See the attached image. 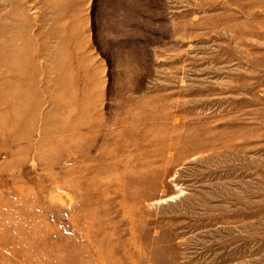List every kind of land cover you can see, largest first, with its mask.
I'll return each mask as SVG.
<instances>
[{
    "label": "rangeland",
    "instance_id": "rangeland-1",
    "mask_svg": "<svg viewBox=\"0 0 264 264\" xmlns=\"http://www.w3.org/2000/svg\"><path fill=\"white\" fill-rule=\"evenodd\" d=\"M0 264H264V0H0Z\"/></svg>",
    "mask_w": 264,
    "mask_h": 264
},
{
    "label": "bare ground",
    "instance_id": "bare-ground-1",
    "mask_svg": "<svg viewBox=\"0 0 264 264\" xmlns=\"http://www.w3.org/2000/svg\"><path fill=\"white\" fill-rule=\"evenodd\" d=\"M72 53H73V50L72 51H70V54H68V55H72ZM80 54V53H79ZM82 54V53H81ZM84 57V56H83ZM84 59V58H83ZM85 61V60H84ZM81 62V61H80ZM85 63H87V62H85ZM89 65V64H88ZM72 69H73V67H72ZM84 83V82H83ZM83 83H78V82H74V84H73V88L74 89H84V90H86V84L85 85H83ZM65 89V88H64ZM73 92V91H72ZM68 93V92H67ZM75 93V92H74ZM67 97V96H66ZM69 98V97H68ZM71 99V98H70ZM75 101V100H74ZM78 102V101H77ZM73 104V103H72ZM75 104H76V102H75ZM77 105V104H76Z\"/></svg>",
    "mask_w": 264,
    "mask_h": 264
}]
</instances>
